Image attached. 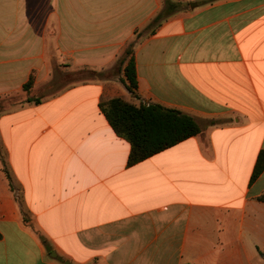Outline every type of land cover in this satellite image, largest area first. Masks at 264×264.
Listing matches in <instances>:
<instances>
[{
    "label": "crops",
    "instance_id": "0c3cea01",
    "mask_svg": "<svg viewBox=\"0 0 264 264\" xmlns=\"http://www.w3.org/2000/svg\"><path fill=\"white\" fill-rule=\"evenodd\" d=\"M173 1L147 28L164 0H0V98L108 70L131 42L137 79L136 95L121 69L0 111V264H264V0ZM112 97L201 131L129 166Z\"/></svg>",
    "mask_w": 264,
    "mask_h": 264
},
{
    "label": "trees",
    "instance_id": "16d2710c",
    "mask_svg": "<svg viewBox=\"0 0 264 264\" xmlns=\"http://www.w3.org/2000/svg\"><path fill=\"white\" fill-rule=\"evenodd\" d=\"M179 8V2L164 0L163 8L148 24V27L158 24L165 16L175 12ZM123 70V80L126 89L133 95L137 88V79L134 68L133 43H129L123 55L108 70L95 71L83 70L90 79H101L108 77L112 70ZM82 72V71H77ZM32 76L22 86V91L28 94L32 86ZM39 96L28 94L25 101L39 102ZM99 108L104 114L115 133L126 139L130 144V151L127 157V165H133L145 158L170 147L177 142L201 131V122L194 116L179 109L167 107L159 103L140 102L138 104L128 102L121 97L102 98L99 101ZM5 108L0 103V111ZM214 121H208L213 124ZM264 170V149L257 155L250 182L254 181ZM264 200V196L259 197ZM1 236V235H0Z\"/></svg>",
    "mask_w": 264,
    "mask_h": 264
},
{
    "label": "rangeland",
    "instance_id": "374dc122",
    "mask_svg": "<svg viewBox=\"0 0 264 264\" xmlns=\"http://www.w3.org/2000/svg\"><path fill=\"white\" fill-rule=\"evenodd\" d=\"M118 71L112 70L108 72L107 78H112L117 76ZM88 75L86 72L82 70V72L77 71H69V70H61V69H55L54 74L50 78L49 82L45 84L41 89H37L32 95H41L44 94V91L48 92V94H53L63 88L64 86L76 83V82H82L85 80H91L90 78H87ZM24 98V92H21L20 94H13L10 96H5L4 98H0V103L3 105L4 108H8L9 105L18 103L21 99Z\"/></svg>",
    "mask_w": 264,
    "mask_h": 264
}]
</instances>
